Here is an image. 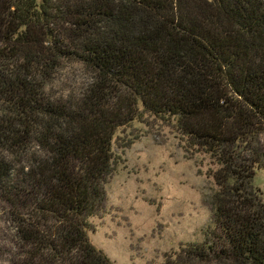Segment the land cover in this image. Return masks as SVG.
Listing matches in <instances>:
<instances>
[{
    "label": "trees",
    "instance_id": "1",
    "mask_svg": "<svg viewBox=\"0 0 264 264\" xmlns=\"http://www.w3.org/2000/svg\"><path fill=\"white\" fill-rule=\"evenodd\" d=\"M64 62L92 79L56 99ZM150 121L219 167L212 230L174 264H264V204L247 194L264 169V0H0V195L18 264H114L90 220L114 146L134 141L118 132Z\"/></svg>",
    "mask_w": 264,
    "mask_h": 264
},
{
    "label": "rangeland",
    "instance_id": "2",
    "mask_svg": "<svg viewBox=\"0 0 264 264\" xmlns=\"http://www.w3.org/2000/svg\"><path fill=\"white\" fill-rule=\"evenodd\" d=\"M91 79L80 64L64 62L49 79L54 86L50 94L68 97ZM148 124L134 123L118 132V139L134 141L124 151L122 141L114 146L120 163L106 186L102 214L90 220L91 244L114 264H174L186 247L203 244L212 230L216 162L191 151L172 127ZM247 194L264 204V169L256 172ZM10 210L0 195V264H18L25 254L16 241ZM190 264L236 263L210 256Z\"/></svg>",
    "mask_w": 264,
    "mask_h": 264
}]
</instances>
